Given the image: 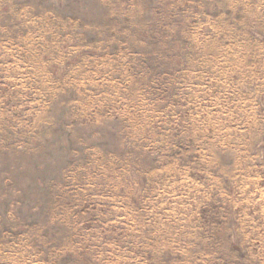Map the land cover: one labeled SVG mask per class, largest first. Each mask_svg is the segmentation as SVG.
Wrapping results in <instances>:
<instances>
[{
  "label": "rangeland",
  "instance_id": "374dc122",
  "mask_svg": "<svg viewBox=\"0 0 264 264\" xmlns=\"http://www.w3.org/2000/svg\"><path fill=\"white\" fill-rule=\"evenodd\" d=\"M0 264H264V0H0Z\"/></svg>",
  "mask_w": 264,
  "mask_h": 264
}]
</instances>
